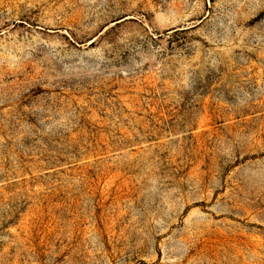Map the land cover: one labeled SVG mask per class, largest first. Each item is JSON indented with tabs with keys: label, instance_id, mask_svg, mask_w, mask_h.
Instances as JSON below:
<instances>
[{
	"label": "rangeland",
	"instance_id": "374dc122",
	"mask_svg": "<svg viewBox=\"0 0 264 264\" xmlns=\"http://www.w3.org/2000/svg\"><path fill=\"white\" fill-rule=\"evenodd\" d=\"M0 264H264V0H0Z\"/></svg>",
	"mask_w": 264,
	"mask_h": 264
}]
</instances>
